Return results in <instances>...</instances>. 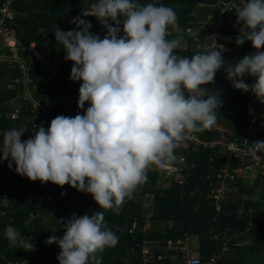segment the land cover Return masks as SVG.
Returning a JSON list of instances; mask_svg holds the SVG:
<instances>
[{"label": "clouds", "instance_id": "obj_1", "mask_svg": "<svg viewBox=\"0 0 264 264\" xmlns=\"http://www.w3.org/2000/svg\"><path fill=\"white\" fill-rule=\"evenodd\" d=\"M84 15L98 19L107 30L103 38L79 16L70 21L75 29L57 27L54 36L65 59L73 62L70 79L82 81L78 107L84 110L86 102L90 107L83 115H58L48 128L36 125L37 131L24 141L25 130H7L0 152L21 177L61 188L70 185L119 215L152 167L167 169L191 133L216 123L215 110L222 101L204 86L215 83L218 71L224 69L234 88L264 103V0H247L237 9V23L243 27L236 43L250 41L255 52L227 65L222 45L191 58L177 54L185 40L172 7L96 0ZM170 29L175 38H168ZM246 76L255 82L246 83ZM58 222L64 235L53 234L46 244H58L59 264H103V256L96 254L119 243V226L109 227L102 211L74 213ZM5 235L10 246L36 250L31 238L11 225Z\"/></svg>", "mask_w": 264, "mask_h": 264}, {"label": "trees", "instance_id": "obj_2", "mask_svg": "<svg viewBox=\"0 0 264 264\" xmlns=\"http://www.w3.org/2000/svg\"><path fill=\"white\" fill-rule=\"evenodd\" d=\"M230 1L232 0H138L140 4L154 3L175 10L185 40V46L177 50V54L188 58L197 52L213 48L209 36L214 32L220 12L219 6ZM94 2L96 0H14L15 13L7 24L17 29L22 44L35 43L38 52L52 61L60 60L64 67L69 66L72 69L73 62L65 59V51L62 45L57 43L54 31L57 27L64 31L75 29L76 25L70 21L79 16L91 22L93 34L103 38L107 30L98 19L84 15L91 12V4ZM246 2L247 0L240 1L237 8L225 16L224 24L219 28V43L226 47L222 53L226 65L238 63L245 55L255 52L250 41H245L243 45L236 43L243 27L237 23V9ZM120 27L122 35V24ZM192 32L197 34L195 38L190 34ZM176 35L170 29L168 38H175ZM14 78H17L15 69L0 64V132L3 134L15 128L7 116L8 105L17 95L16 89L9 88ZM244 79L248 84L255 82V78L250 76ZM37 84L43 95L37 98L43 106L49 99L61 98L77 91V87L69 88L62 81L51 84L37 81ZM204 87L210 94L219 96L222 104L215 110L216 123L194 134L205 140L225 138L227 141L241 142L251 126L252 119L247 111L251 100L250 92L244 93L234 88L224 69L216 73L214 84ZM88 107L90 105L86 102L85 109ZM257 108L264 110V103L258 99ZM26 113L27 118L31 116L29 112ZM58 115L68 117L65 110H43L33 116V120L23 128L25 133L21 139L27 140L32 128L37 131L36 125L50 127L51 121ZM259 136L264 138V126L260 129ZM2 142L3 136H0L1 145ZM175 155L178 159L172 164H177L183 156H186L189 162L196 163L197 167L188 183L180 186L173 178L161 182L160 169L152 167L147 173V182L137 189L133 199L126 201L119 215L112 210L101 209L91 194L77 191L70 185L61 188L48 182V188H36L35 185L40 181L33 182L26 176L21 177L16 173L13 163L9 169L12 172V182L19 192L13 193L12 196L16 215L11 226L25 239L31 238L36 250L25 251L17 246H10L5 235L8 219L0 215V264H59L57 256L61 249L58 244H46V240L53 234L58 237L64 235L65 228L58 221L66 222L74 213L78 217L84 214L91 216L97 211L104 213L105 222L109 227L118 225L120 229L116 233L119 237L117 246L96 254L103 256V264H179L172 259L175 253L168 250L166 243L177 244L186 235L198 237L199 255L204 262L208 261L212 255L220 252L222 247L221 243L213 240L220 228L214 222L215 210L208 195L209 182L206 178L210 174V166L214 164L211 161L214 156L212 151L203 148H185L184 143ZM6 163L8 165V161ZM32 185L33 189H30ZM9 186L8 181L0 179V193ZM71 189L74 190L72 194ZM150 199L152 201L149 203ZM31 213L35 215L33 220L29 219ZM220 220L221 228L230 227L233 233H243L250 223L248 218L237 216L222 217ZM169 222H173L172 227ZM256 224L263 230L264 217L261 221L254 220L253 227ZM252 231L253 229L251 234ZM259 244L253 243L264 250ZM145 247L148 249L146 256L143 253ZM224 261L225 259L221 258L218 264H224Z\"/></svg>", "mask_w": 264, "mask_h": 264}, {"label": "built area", "instance_id": "obj_3", "mask_svg": "<svg viewBox=\"0 0 264 264\" xmlns=\"http://www.w3.org/2000/svg\"><path fill=\"white\" fill-rule=\"evenodd\" d=\"M240 1L242 0H232L219 6L220 12L215 22V29L209 36L213 47L221 45L218 38L219 28L224 24L225 16L232 13ZM13 4L14 0H0V64H6L17 72V78H14L9 85L10 89L17 90L16 97L8 105L9 120L14 123L15 129L20 130L33 120V116L43 110H65L68 117H74L77 113L85 114L86 109L81 110L78 107L79 87L82 81L70 79L71 68L64 67L60 60L52 61L48 56L38 52L35 43L22 44L17 29L8 26L7 21L11 20L15 13ZM37 81H45L48 84L62 81L69 88L77 87V91L61 98L49 99L43 106L37 98L43 96ZM249 95L251 100L247 111L252 119L251 126L241 142L227 141L225 138L205 140L194 133H191L190 138L184 142L185 148L193 146L213 153L214 160L212 158L211 161L214 164L210 166L211 171L206 178L209 182L208 195L215 210L214 222L220 228L213 236V240L221 243L222 247L220 252L204 262L199 253L194 252L192 248V236L186 235L177 244L166 243L168 250L175 253L172 259L177 258L179 264H218L225 252L241 247V244L233 240L248 234L253 229L254 220L261 221L264 217V144H253L264 141V138L259 136L260 129L264 126V110L257 108L256 96L251 92ZM26 112L31 116L27 118ZM35 131L32 128L29 137L33 136ZM0 136H3L2 132ZM196 167L195 162H189L187 157L183 156L177 164H171L165 170L160 169L159 181L173 178L176 184L184 186ZM11 175L12 172L0 152V179H5L10 185L0 193V215L8 219L7 227L11 225L16 215L13 193L19 192L12 182ZM35 187L48 188L49 184L39 182ZM30 189H33V185ZM73 192L74 190L71 189L70 193ZM151 201L152 199L149 203ZM233 216L250 220L246 231L233 233L230 227L221 228L220 219ZM34 218L35 215L31 213L29 219ZM169 226L172 227L173 222H169ZM262 226L263 230L250 237L251 244L260 243V247H264V224ZM143 253L144 256L147 255L146 247Z\"/></svg>", "mask_w": 264, "mask_h": 264}, {"label": "rangeland", "instance_id": "obj_4", "mask_svg": "<svg viewBox=\"0 0 264 264\" xmlns=\"http://www.w3.org/2000/svg\"><path fill=\"white\" fill-rule=\"evenodd\" d=\"M192 248L194 252H197L200 248L197 236L192 238ZM244 250L245 249H234L229 253L233 261L231 264H264V250L262 248L258 250L257 254L248 253ZM174 260L179 262L176 258H174Z\"/></svg>", "mask_w": 264, "mask_h": 264}, {"label": "crops", "instance_id": "obj_5", "mask_svg": "<svg viewBox=\"0 0 264 264\" xmlns=\"http://www.w3.org/2000/svg\"><path fill=\"white\" fill-rule=\"evenodd\" d=\"M228 49V48H227ZM261 231L259 229V224H256L255 227H253V234H251L250 232L248 234H245V235H242L240 237H237L235 238L233 241L235 243H239L241 244V247L239 248H236V249H245L244 251L248 252V253H252V254H257L258 250H260V248L256 245H253L251 244V241H250V237L253 236L256 232H259ZM193 237H196V236H193ZM263 249V248H262ZM234 250V249H232ZM227 251L223 254L222 256V260L225 259L224 261V264H231L233 261H232V258L230 257L229 253L232 251ZM197 253H199V250L197 251ZM228 254V255H227ZM243 264H246V263H243Z\"/></svg>", "mask_w": 264, "mask_h": 264}, {"label": "water", "instance_id": "obj_6", "mask_svg": "<svg viewBox=\"0 0 264 264\" xmlns=\"http://www.w3.org/2000/svg\"><path fill=\"white\" fill-rule=\"evenodd\" d=\"M212 93L214 92V90L211 91Z\"/></svg>", "mask_w": 264, "mask_h": 264}]
</instances>
